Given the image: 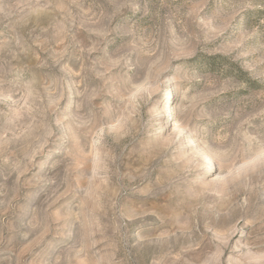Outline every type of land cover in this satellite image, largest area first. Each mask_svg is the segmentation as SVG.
<instances>
[{"label": "rangeland", "instance_id": "rangeland-1", "mask_svg": "<svg viewBox=\"0 0 264 264\" xmlns=\"http://www.w3.org/2000/svg\"><path fill=\"white\" fill-rule=\"evenodd\" d=\"M0 264H264V0H0Z\"/></svg>", "mask_w": 264, "mask_h": 264}]
</instances>
